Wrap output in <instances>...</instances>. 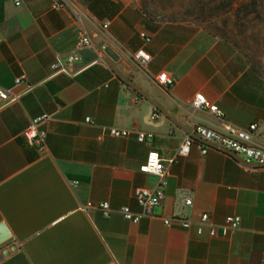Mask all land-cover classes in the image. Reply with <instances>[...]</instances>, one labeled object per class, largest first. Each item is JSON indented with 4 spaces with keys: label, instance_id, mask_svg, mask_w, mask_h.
<instances>
[{
    "label": "crops",
    "instance_id": "1",
    "mask_svg": "<svg viewBox=\"0 0 264 264\" xmlns=\"http://www.w3.org/2000/svg\"><path fill=\"white\" fill-rule=\"evenodd\" d=\"M19 1L0 0V89L19 94L8 105L0 100V223L11 235L0 264H264V168L215 150L202 156L197 144L168 164L196 125L255 124L251 143L264 148V55L193 22L158 21L138 0ZM81 31L114 59L84 48L80 61L55 72L52 64L76 50ZM140 48L151 57L145 68L132 58ZM163 72L171 89L156 82ZM196 94L224 113L222 122L193 107ZM43 114L50 120L40 152L23 133ZM110 128L154 138L140 143ZM150 151L167 166L164 187L139 172ZM138 188H158L164 198L134 224L120 209L141 212ZM179 191L191 192V206L177 204ZM203 213L216 236L207 226L197 234ZM175 214L191 227L165 226ZM227 216L240 224L222 236Z\"/></svg>",
    "mask_w": 264,
    "mask_h": 264
},
{
    "label": "built area",
    "instance_id": "2",
    "mask_svg": "<svg viewBox=\"0 0 264 264\" xmlns=\"http://www.w3.org/2000/svg\"><path fill=\"white\" fill-rule=\"evenodd\" d=\"M13 2L15 5H20L19 0H13ZM54 7L60 8L61 5L55 4ZM103 27L106 28L107 25L105 24ZM84 48L93 50L98 57L106 55L104 45L96 47L91 41L89 35L86 32L81 31L78 34L76 50L67 54L64 59L56 58L55 62L52 64V69L55 72L65 73L67 64L80 61L79 51ZM132 58L140 68H145L151 61L150 55L142 48L138 49L133 54ZM22 81V78H16L14 82L18 85L22 83ZM156 82L166 89H171L174 85V81L169 78L165 72L160 73L156 77ZM18 98L19 94L13 95L10 94L9 90L0 89V100L2 101V105L11 104L17 101ZM192 105L197 110L206 111L216 121H223L224 113L215 104L208 102L202 94L195 95ZM157 116L158 114L154 112L151 115V119L154 120ZM49 120L50 117L43 114L33 119L23 133V137L26 142L29 145L36 147L40 152H45L46 149L45 143L47 132L44 125L47 124ZM86 121H88V119H86ZM256 129L257 125L255 124L250 125L247 129H238L225 125L224 131H216L204 125H196L190 132L185 134L175 156L168 161V164L172 165L177 162L178 158L187 157L192 145L197 144L202 156H204L209 150H215L230 157L241 156L244 161L243 166L245 168L248 165H253L257 168H264V148L251 143V138ZM109 134L114 137L122 138L134 135L136 140L140 143L150 142L154 138L153 133L136 129L127 130L110 128ZM139 172L156 177L157 186L164 187L166 185L167 166L157 151H150L147 154L145 162L139 167ZM134 197L141 208V212L139 214H134L129 208L123 207L120 209V213L126 220L136 224L141 218L153 216L154 210L160 205L164 198V194L158 188H138L134 192ZM177 204L180 206H191V192L179 191ZM91 206L92 205L90 203H87L85 207ZM98 209L104 217L110 216L111 210L107 202L100 203L98 205ZM163 223L167 227L177 225L183 229H188L192 225L190 220L182 217L180 214H175L171 218L163 219ZM239 224V216H227L224 219L223 224L220 226L221 235L226 236L234 233L238 230ZM195 225L197 234H201L205 226L208 227L209 235L211 237H214L217 234V226L210 221V216L207 213L201 214Z\"/></svg>",
    "mask_w": 264,
    "mask_h": 264
},
{
    "label": "rangeland",
    "instance_id": "3",
    "mask_svg": "<svg viewBox=\"0 0 264 264\" xmlns=\"http://www.w3.org/2000/svg\"><path fill=\"white\" fill-rule=\"evenodd\" d=\"M214 0H138L158 21L193 22L203 29L243 43L251 55H264V0H236L229 9H218Z\"/></svg>",
    "mask_w": 264,
    "mask_h": 264
},
{
    "label": "water",
    "instance_id": "4",
    "mask_svg": "<svg viewBox=\"0 0 264 264\" xmlns=\"http://www.w3.org/2000/svg\"><path fill=\"white\" fill-rule=\"evenodd\" d=\"M105 54L109 58L114 59V55L110 49H105ZM10 237L11 235L7 226L3 223H0V246L2 247V250L0 252V257L8 255L9 249L5 246V244L10 239Z\"/></svg>",
    "mask_w": 264,
    "mask_h": 264
},
{
    "label": "trees",
    "instance_id": "5",
    "mask_svg": "<svg viewBox=\"0 0 264 264\" xmlns=\"http://www.w3.org/2000/svg\"><path fill=\"white\" fill-rule=\"evenodd\" d=\"M214 1H219V8L218 9H229L231 8V6L233 5V3L236 1V0H214ZM213 1V2H214ZM253 6L255 5V3H252L251 0H249L248 3L244 4L245 5V8H247L248 6ZM142 11L148 15V13L146 12L145 8L140 6Z\"/></svg>",
    "mask_w": 264,
    "mask_h": 264
},
{
    "label": "snow or ice",
    "instance_id": "6",
    "mask_svg": "<svg viewBox=\"0 0 264 264\" xmlns=\"http://www.w3.org/2000/svg\"><path fill=\"white\" fill-rule=\"evenodd\" d=\"M153 159H155V158H153Z\"/></svg>",
    "mask_w": 264,
    "mask_h": 264
}]
</instances>
